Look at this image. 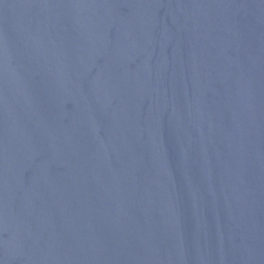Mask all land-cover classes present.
I'll use <instances>...</instances> for the list:
<instances>
[{
    "label": "water",
    "instance_id": "95a60500",
    "mask_svg": "<svg viewBox=\"0 0 264 264\" xmlns=\"http://www.w3.org/2000/svg\"><path fill=\"white\" fill-rule=\"evenodd\" d=\"M0 264H264V0H0Z\"/></svg>",
    "mask_w": 264,
    "mask_h": 264
}]
</instances>
